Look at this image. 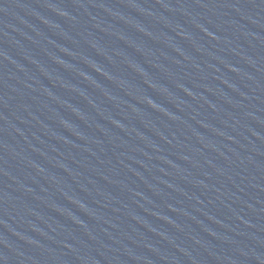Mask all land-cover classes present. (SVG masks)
<instances>
[{
    "label": "water",
    "instance_id": "obj_1",
    "mask_svg": "<svg viewBox=\"0 0 264 264\" xmlns=\"http://www.w3.org/2000/svg\"><path fill=\"white\" fill-rule=\"evenodd\" d=\"M0 264H116L61 180L1 110Z\"/></svg>",
    "mask_w": 264,
    "mask_h": 264
}]
</instances>
